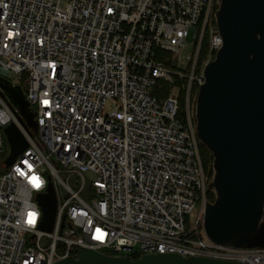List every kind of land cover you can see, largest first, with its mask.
Here are the masks:
<instances>
[{
    "label": "built area",
    "instance_id": "built-area-1",
    "mask_svg": "<svg viewBox=\"0 0 264 264\" xmlns=\"http://www.w3.org/2000/svg\"><path fill=\"white\" fill-rule=\"evenodd\" d=\"M217 10L218 0H0V80L23 89L38 128L0 84V264L86 251L264 264V250L216 245L204 228L209 178L192 108L224 44ZM189 45L188 73L171 71L166 57ZM162 82L183 83L184 118L180 99L161 103ZM12 124L28 146L7 167ZM50 186L57 213L47 232L39 197Z\"/></svg>",
    "mask_w": 264,
    "mask_h": 264
},
{
    "label": "water",
    "instance_id": "water-1",
    "mask_svg": "<svg viewBox=\"0 0 264 264\" xmlns=\"http://www.w3.org/2000/svg\"><path fill=\"white\" fill-rule=\"evenodd\" d=\"M216 24L223 47L205 69L195 109L197 135L213 156L204 228L209 240L229 249L264 250V0H218ZM0 84L26 127L37 131L20 88ZM10 167L27 149L15 124L5 129ZM44 222L52 232L57 197L52 186L39 197ZM57 264H238L177 255H147L136 262L86 251Z\"/></svg>",
    "mask_w": 264,
    "mask_h": 264
},
{
    "label": "rangeland",
    "instance_id": "rangeland-1",
    "mask_svg": "<svg viewBox=\"0 0 264 264\" xmlns=\"http://www.w3.org/2000/svg\"><path fill=\"white\" fill-rule=\"evenodd\" d=\"M194 53V48L192 45H189L187 48H184L182 49L180 55H179V59H172V57L170 56H167L165 59L167 62H171L173 61V64L174 66H170L169 69L171 71H174V72H181V73H188V67H189V63H190V57L191 55H193ZM180 82H177L175 84H168V83H165V82H162L160 85H159V88L157 89V94L158 96L160 97L161 95H164L162 93H165L167 95H170L172 97H176L178 99L183 100L184 102V99L185 97L182 96V93H181V89H180ZM160 99V98H159ZM166 97L163 99L161 98L160 101L161 103H163L165 101ZM195 91H193V95H192V99H191V103H192V106L195 102ZM195 116V108L193 109L192 108V118ZM194 123L196 124V120H195V117H194ZM203 147H205L204 145H202ZM10 154V148L7 147V152H6V157ZM202 159H203V162H204V167L206 169V173H209V171L212 169V155L211 153L209 152L208 155L205 153L202 154ZM1 160V158H0ZM2 170V169H1ZM87 179L89 181H92L94 180V177L93 175L89 174L87 176ZM206 199H210V197L208 196ZM198 217V211L194 212V216L192 217V219H190L187 223V227L188 228H191L194 224V222L196 221Z\"/></svg>",
    "mask_w": 264,
    "mask_h": 264
},
{
    "label": "trees",
    "instance_id": "trees-1",
    "mask_svg": "<svg viewBox=\"0 0 264 264\" xmlns=\"http://www.w3.org/2000/svg\"><path fill=\"white\" fill-rule=\"evenodd\" d=\"M209 55H210L209 43H208V40H206L205 43H204L203 49L201 51L200 58H199L200 67L208 59ZM180 84H183V83H180ZM196 89H197V87L194 86V90H196ZM21 90H22V93L24 95L23 89H21ZM157 96H158V94H157ZM182 96L184 97V93H182ZM165 97H167V94L161 95L159 98L160 99L161 98L164 99ZM184 117H185L184 102L182 100V103H181V111H180V118H184ZM200 151H201V156H202L203 153H205V155L206 154L208 155V153L210 152L206 147H203L202 144L200 145ZM212 158H213V156H212ZM202 161H203V159H202ZM203 165H204V162H203ZM205 171H206V169H205ZM206 174L208 175L209 182H210L212 180V178H213V160H212V169L209 171V173H206ZM208 196L210 197V199L209 200L207 199V202H214V200H215L214 194L207 191L206 198Z\"/></svg>",
    "mask_w": 264,
    "mask_h": 264
},
{
    "label": "snow or ice",
    "instance_id": "snow-or-ice-1",
    "mask_svg": "<svg viewBox=\"0 0 264 264\" xmlns=\"http://www.w3.org/2000/svg\"><path fill=\"white\" fill-rule=\"evenodd\" d=\"M31 217H32V214H30V220H29V223H31V222H32V219H31Z\"/></svg>",
    "mask_w": 264,
    "mask_h": 264
}]
</instances>
